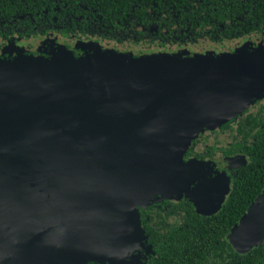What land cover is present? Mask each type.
I'll list each match as a JSON object with an SVG mask.
<instances>
[{"label":"water","instance_id":"water-1","mask_svg":"<svg viewBox=\"0 0 264 264\" xmlns=\"http://www.w3.org/2000/svg\"><path fill=\"white\" fill-rule=\"evenodd\" d=\"M85 47L0 58V264H126L150 251L139 205L185 196L212 214L230 190L225 172L184 154L264 96V45L190 56ZM228 237L239 252L264 240V188Z\"/></svg>","mask_w":264,"mask_h":264},{"label":"flooded vegetation","instance_id":"flooded-vegetation-1","mask_svg":"<svg viewBox=\"0 0 264 264\" xmlns=\"http://www.w3.org/2000/svg\"><path fill=\"white\" fill-rule=\"evenodd\" d=\"M93 1L0 0V58H13L17 54L49 56L51 52L61 48L81 55L85 50L90 49L85 47L86 44H93L105 50L126 52L134 56L151 53H180L188 56L207 52L219 54L234 52L243 45L249 49L264 45V23L233 39L216 40L209 35H201L200 30H209L211 26L208 23H216V19L209 15L208 23H201L197 18L204 20V17L202 14L197 16L200 8L193 0L190 2L193 8L190 11H193L192 16L195 20L185 15V11L176 9L175 5L168 4V1L160 0L157 3L151 0L143 5L134 1L128 12L123 13L121 9L118 10L113 21L108 18L107 23H103L104 18L99 11L98 3ZM170 6L173 7L170 11L171 15H169ZM238 20L243 22L244 16H240ZM239 21L236 23H240ZM113 22L118 23L119 26L113 27ZM227 23L231 24L233 20L225 19L224 23L220 22L219 25L223 28ZM111 27L113 30H109ZM203 43H208L210 46L201 47ZM258 113L264 120V96L255 99L242 112L229 119V128L220 129L218 126L200 132L194 138L193 153L185 159L209 161L213 164L214 170L225 172L230 176L235 167L231 168L226 160L228 156L241 153L224 154L223 151L227 150L236 138L238 121ZM212 146L221 148H218L217 152L210 153ZM166 199L177 201L180 198ZM157 200L159 199H155L156 202ZM149 217L146 214L145 218L149 219ZM143 227L147 228L145 225ZM138 251L144 257L137 264H143L148 254H145V248ZM134 259L135 257H129L131 264L135 263Z\"/></svg>","mask_w":264,"mask_h":264},{"label":"trees","instance_id":"trees-1","mask_svg":"<svg viewBox=\"0 0 264 264\" xmlns=\"http://www.w3.org/2000/svg\"><path fill=\"white\" fill-rule=\"evenodd\" d=\"M134 1L143 5L151 0H94L93 2L98 3L99 11L104 18L103 23H107L108 18L113 21L118 10L121 9L123 13L128 12ZM155 1L160 2V0ZM165 1L175 5L176 9L185 11V15L190 16V19H194L193 11H190L193 9L190 4L192 0ZM193 1L200 8L197 16L202 14L204 17V20L197 18L201 23H208L210 16L216 19V23H210L211 25L208 23L211 26L209 30H200V34L209 35L216 40L233 39L264 23V0ZM135 9L138 10L137 7ZM171 10L173 7L170 6L169 15ZM240 16H244L243 22L238 20ZM225 19L233 20V23L224 24L221 28L219 23H224ZM237 21L240 23H236ZM114 26L119 24L113 22ZM90 51L87 49L84 54ZM228 121L222 123L220 129L229 128ZM237 125L236 138L230 148L227 147L228 149L223 153H241L240 155L245 156V160L233 168L230 176L228 175L230 190L220 209L212 214L199 213L193 202L185 196L177 201L157 198L161 201L152 200L145 206H138L141 226L147 227L146 229L143 227L147 236L145 244H150V251H145L148 257L143 264H264V240L244 252H239L228 237L230 228L239 221L264 188V120L260 113L251 114L245 120L238 121ZM194 142L195 139L185 151L184 160L193 153ZM218 148L221 147L212 146L210 153L217 152ZM146 214L150 216L149 219L145 218ZM137 249L141 248L133 250L136 255L133 264H137L144 257ZM84 264H108V262L87 261ZM126 264H131L129 257L126 258Z\"/></svg>","mask_w":264,"mask_h":264},{"label":"rangeland","instance_id":"rangeland-1","mask_svg":"<svg viewBox=\"0 0 264 264\" xmlns=\"http://www.w3.org/2000/svg\"><path fill=\"white\" fill-rule=\"evenodd\" d=\"M213 43H211V45H212ZM201 47H203V46H210V44H208V43H203L202 45H200ZM248 249V248H247Z\"/></svg>","mask_w":264,"mask_h":264}]
</instances>
